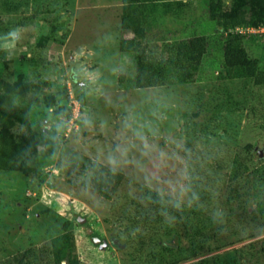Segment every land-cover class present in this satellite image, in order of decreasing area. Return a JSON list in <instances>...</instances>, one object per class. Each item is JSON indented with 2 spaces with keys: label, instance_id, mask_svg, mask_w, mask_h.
Wrapping results in <instances>:
<instances>
[{
  "label": "rangeland",
  "instance_id": "374dc122",
  "mask_svg": "<svg viewBox=\"0 0 264 264\" xmlns=\"http://www.w3.org/2000/svg\"><path fill=\"white\" fill-rule=\"evenodd\" d=\"M215 1L151 4L137 28L121 0H0V78L47 83L26 94L31 172L0 171V264H264V83L226 75ZM250 27L232 32L264 72V34ZM196 31L219 45L192 81L137 86V54L165 58ZM70 100L72 123L58 109ZM248 143L251 166L236 173ZM80 155L121 173L109 198Z\"/></svg>",
  "mask_w": 264,
  "mask_h": 264
},
{
  "label": "trees",
  "instance_id": "16d2710c",
  "mask_svg": "<svg viewBox=\"0 0 264 264\" xmlns=\"http://www.w3.org/2000/svg\"><path fill=\"white\" fill-rule=\"evenodd\" d=\"M187 1L121 0L123 6L122 24L129 27H140L146 21L151 4L177 2L180 7H185ZM208 16L209 20L214 22L219 30L229 33V38L226 39L223 46V68L226 75L230 78L253 79L258 84L264 83V72L258 70V59L250 56L247 40L243 39L239 33L232 32L236 27H258L262 25L264 23V0H229L228 3L227 0L215 1L214 5L209 6ZM130 42L133 43L132 41H123L124 50L129 53L137 51L138 46ZM218 45L219 40L215 37L197 32L192 36L178 39L167 45L170 54L165 58L156 59L151 56H142L139 53L135 59V82L138 87H152L165 85L172 80L178 83L192 81L205 54L209 50H216ZM46 85V82L22 81L21 77L13 82L0 78V171L19 172L24 175L31 172L32 169L27 161L37 149L39 141L37 140L38 133L32 129L29 119L27 103L31 99H26V94L29 90L38 91ZM36 94L38 93L32 96L33 102L42 101L48 105L52 104L53 99L51 97L41 99ZM59 108L64 110L66 119L71 116V109L67 104L61 105ZM19 125L26 129L20 137L18 136L21 134L17 131ZM55 140L53 137L51 143L55 144ZM250 149L251 144H246L244 146L245 156L236 159V173L241 165L244 169L251 166L253 157ZM73 159L78 160L83 169L90 170L89 174L98 184L94 188L95 192L104 198H109L111 190H113L110 185L112 181L119 182L122 178L121 173L96 161H90L83 155L74 156ZM148 193L150 200L152 199L164 206L161 196L156 191ZM177 207L181 211V206L177 205ZM177 207L174 208L176 211H178ZM163 208L166 210L168 207L166 205ZM64 247L65 245L55 254L57 259L65 256Z\"/></svg>",
  "mask_w": 264,
  "mask_h": 264
},
{
  "label": "built area",
  "instance_id": "2783aa9c",
  "mask_svg": "<svg viewBox=\"0 0 264 264\" xmlns=\"http://www.w3.org/2000/svg\"><path fill=\"white\" fill-rule=\"evenodd\" d=\"M250 29L253 31V32H261L262 34H264V23L258 27H250ZM249 28H247V30H250ZM237 30H239L237 28ZM71 101V104H69L68 106L70 107L71 109V116L69 117L71 123L72 121H74L78 116H79V113H80V106L77 104V101L76 100H70Z\"/></svg>",
  "mask_w": 264,
  "mask_h": 264
}]
</instances>
